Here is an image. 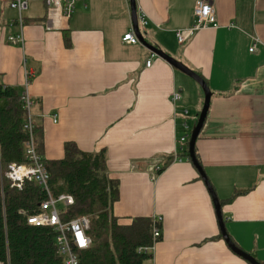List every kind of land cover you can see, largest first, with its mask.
Returning <instances> with one entry per match:
<instances>
[{
    "label": "crops",
    "instance_id": "obj_1",
    "mask_svg": "<svg viewBox=\"0 0 264 264\" xmlns=\"http://www.w3.org/2000/svg\"><path fill=\"white\" fill-rule=\"evenodd\" d=\"M211 1L217 26L190 33L198 0H137L148 15L140 28L208 83L197 158L230 237L264 264V0ZM42 2L24 12V45L10 43L18 12L3 3L0 83L33 98L45 159H62L67 141L104 151L119 221L163 218L153 264H250L223 238L210 190L184 154L205 102L201 85L142 42L123 41L133 27L126 0H79L68 20Z\"/></svg>",
    "mask_w": 264,
    "mask_h": 264
},
{
    "label": "trees",
    "instance_id": "obj_2",
    "mask_svg": "<svg viewBox=\"0 0 264 264\" xmlns=\"http://www.w3.org/2000/svg\"><path fill=\"white\" fill-rule=\"evenodd\" d=\"M64 34L69 42V32L64 30ZM22 93L17 87L0 83V264H65L58 252L56 229L32 225L27 219L39 211L46 198L41 186L27 181L18 189L4 177L12 162L27 161L25 143L29 135L24 129ZM41 134L35 121L36 150L40 154ZM184 154L191 159L189 148ZM46 165L54 193L71 194L75 199L74 205L62 208L63 219L90 217L87 234L92 242L78 250L80 264H153L152 255L138 249L153 244L154 221L151 217H135L129 224L119 221L113 212L120 197L119 184L108 175L104 151H83L76 142L67 141L64 157L46 160Z\"/></svg>",
    "mask_w": 264,
    "mask_h": 264
},
{
    "label": "built area",
    "instance_id": "obj_3",
    "mask_svg": "<svg viewBox=\"0 0 264 264\" xmlns=\"http://www.w3.org/2000/svg\"><path fill=\"white\" fill-rule=\"evenodd\" d=\"M8 2L12 9L18 12L16 19L20 27L17 34L10 35L9 41L13 45H24L25 35V16L24 12L29 7L31 0H0V15L3 11V3ZM47 5L50 11L57 12L60 17L68 20L74 13L76 3L79 0H42ZM131 10L130 0H126ZM137 15L139 25H146L148 23V15L141 7H137ZM216 9L211 0H198L195 8V20L189 32L204 28L209 25L217 26ZM180 42L187 39V34L182 31L177 32ZM123 41L131 44L139 42V38L135 34L134 28L127 31L123 36ZM258 41V39H256ZM254 47L251 48L253 50ZM156 53L152 52V56ZM152 65V59L147 60V66ZM180 98L179 92L172 94V100L176 101ZM22 99L26 108V116L24 122V129L27 131L29 137L25 143V153L27 161L23 163L12 162L7 170L4 172V177L11 182V186L22 189L25 182L33 181L41 186L46 194V198L40 203L39 211L28 215V222L36 226H52L58 232L57 244L58 252L64 258L65 264H80L78 250L86 249L91 245V238L87 234L90 227V217L82 215L70 220H64V210L62 208L74 205L75 199L71 194H55L50 183L51 173L46 165L45 157L36 150L35 141V120L32 113V106L34 100L28 91L22 93ZM182 140H186L183 137ZM157 169L160 170V167ZM154 221L153 227V244L150 246L139 247V252L149 253L152 255L153 261L154 251L157 241L162 235V221L161 216L152 218ZM81 239L84 244L81 245Z\"/></svg>",
    "mask_w": 264,
    "mask_h": 264
},
{
    "label": "water",
    "instance_id": "obj_4",
    "mask_svg": "<svg viewBox=\"0 0 264 264\" xmlns=\"http://www.w3.org/2000/svg\"><path fill=\"white\" fill-rule=\"evenodd\" d=\"M130 5H131V16H132L133 28H134L135 34L139 38V41L142 42L144 45H146L150 50H152L153 52H155L159 56H161L164 59H166L167 61H169L172 65H174V67H176L177 69L181 70L182 72H184L187 75H189L190 77H192L203 88V90L205 92L204 106H203V109H202V111L200 113L198 122H197L196 126L194 127V129H193V131H192V133L190 135V140H189V154H190L191 161L194 163V165L199 170L202 178L204 179V181L206 182V184H207V186H208V188L210 190V193L212 195L213 202H214V205H215V208H216V213H217L218 222H219V225H220V230H221V233L223 235V238L225 239V241L227 242L229 247L235 253H237L241 257L245 258L246 260H248L251 264H262L251 253H249L246 250H244L241 247H239L232 240V238L230 237V235H229V233L227 231L226 224H225V219H224V216H223V213H222V204L220 202V199H219L218 195L216 194V192L214 190V187L210 183V180L208 179L206 171L204 170L203 166L201 165V163L199 162V160H198V158L196 156V150H195L196 141L198 139L200 131H201V129H202L203 125H204V122L206 120V117H207V114H208V110H209V107H210V103H211V97H212V92H211V89H210L208 83L206 82V80L199 73H197L196 71L190 69L188 66H186L182 62H180L177 59H175L174 57H172L170 54H168L165 51L161 50L160 48L150 44L146 40L144 35H143V32H142V30L140 28L139 22H138L137 0H130Z\"/></svg>",
    "mask_w": 264,
    "mask_h": 264
},
{
    "label": "rangeland",
    "instance_id": "obj_5",
    "mask_svg": "<svg viewBox=\"0 0 264 264\" xmlns=\"http://www.w3.org/2000/svg\"><path fill=\"white\" fill-rule=\"evenodd\" d=\"M29 4H30V8H29V12L30 11H33V10H43L44 9V4H43V2L42 1H40V0H31L30 2H29ZM9 12V14H15V11L14 10H9L8 11ZM26 12V11H25ZM195 81V80H194ZM199 86H200V84L198 83V82H196ZM201 87V86H200ZM201 90L203 91V93H204V98H205V92H204V90H203V88L201 87ZM202 109H203V107H202ZM202 109H201V111H202ZM201 111H200V113H201ZM198 122V120L195 122V123H197ZM195 123H194V126H195ZM194 126L192 127V128H194Z\"/></svg>",
    "mask_w": 264,
    "mask_h": 264
},
{
    "label": "clouds",
    "instance_id": "obj_6",
    "mask_svg": "<svg viewBox=\"0 0 264 264\" xmlns=\"http://www.w3.org/2000/svg\"><path fill=\"white\" fill-rule=\"evenodd\" d=\"M80 243H81V245H83V244H84V240H83V239H81Z\"/></svg>",
    "mask_w": 264,
    "mask_h": 264
}]
</instances>
